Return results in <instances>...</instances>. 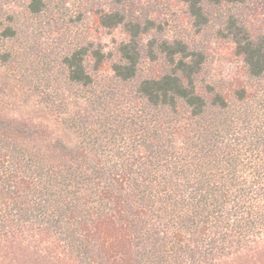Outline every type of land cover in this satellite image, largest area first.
I'll return each mask as SVG.
<instances>
[{
	"label": "trees",
	"instance_id": "obj_1",
	"mask_svg": "<svg viewBox=\"0 0 264 264\" xmlns=\"http://www.w3.org/2000/svg\"><path fill=\"white\" fill-rule=\"evenodd\" d=\"M53 59L0 30L6 264H264V30L256 0H106ZM68 0H28L33 18ZM121 27L105 51L94 35ZM236 61L215 76L214 56ZM214 45V46H213ZM30 105L23 116L11 107ZM34 113V114H32Z\"/></svg>",
	"mask_w": 264,
	"mask_h": 264
},
{
	"label": "rangeland",
	"instance_id": "obj_2",
	"mask_svg": "<svg viewBox=\"0 0 264 264\" xmlns=\"http://www.w3.org/2000/svg\"><path fill=\"white\" fill-rule=\"evenodd\" d=\"M27 1L0 0V30L6 24H12L17 34L9 40V44L13 48L28 49L29 52L45 56L47 60L53 59L56 53L81 40L91 10L108 6L106 0H68L63 13L52 9L44 16L33 18L25 10ZM146 1L153 2L152 6L164 22L165 33L168 36L193 34L186 15L181 9H177L171 0ZM250 11L253 27L264 30V0H256ZM94 36L100 40L105 51L113 49L117 42L125 39L121 27L111 30L100 29ZM211 42L215 46L220 43L221 50L225 53L222 59L214 56L210 66L211 73L215 76L228 74L234 69L236 61L228 56L225 44L212 38ZM31 110L30 105H19L11 107L9 112L23 116ZM3 260L5 259L0 255V264H6L7 260L6 262Z\"/></svg>",
	"mask_w": 264,
	"mask_h": 264
}]
</instances>
